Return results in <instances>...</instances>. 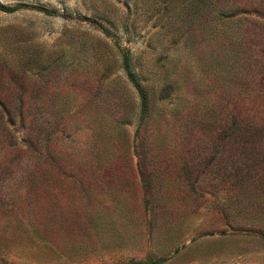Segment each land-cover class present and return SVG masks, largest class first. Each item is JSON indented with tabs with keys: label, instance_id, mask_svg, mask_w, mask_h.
I'll return each instance as SVG.
<instances>
[{
	"label": "rangeland",
	"instance_id": "obj_1",
	"mask_svg": "<svg viewBox=\"0 0 264 264\" xmlns=\"http://www.w3.org/2000/svg\"><path fill=\"white\" fill-rule=\"evenodd\" d=\"M0 2V264H264V0Z\"/></svg>",
	"mask_w": 264,
	"mask_h": 264
},
{
	"label": "trees",
	"instance_id": "obj_2",
	"mask_svg": "<svg viewBox=\"0 0 264 264\" xmlns=\"http://www.w3.org/2000/svg\"><path fill=\"white\" fill-rule=\"evenodd\" d=\"M21 8V5H4L0 2V9L7 12H14ZM44 10V9H42ZM125 67L127 74L130 80L137 87L142 98L143 91L139 83L135 79L132 71L130 70L129 56L125 55ZM264 75V74H263ZM258 101L259 105L257 106V118L247 120L243 126L239 123H230L229 131L230 134L234 135L238 140V145L241 149H251L257 151V153H264V84L261 89L258 91ZM24 106H21L23 109ZM260 154V158H261ZM262 159V158H261Z\"/></svg>",
	"mask_w": 264,
	"mask_h": 264
}]
</instances>
